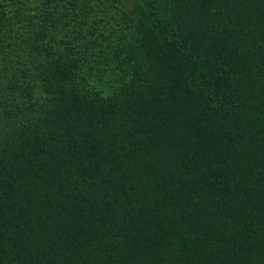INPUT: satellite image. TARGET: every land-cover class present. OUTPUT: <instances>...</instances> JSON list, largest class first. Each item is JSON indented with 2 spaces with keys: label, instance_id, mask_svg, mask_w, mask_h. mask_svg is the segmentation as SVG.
<instances>
[{
  "label": "trees",
  "instance_id": "trees-1",
  "mask_svg": "<svg viewBox=\"0 0 264 264\" xmlns=\"http://www.w3.org/2000/svg\"><path fill=\"white\" fill-rule=\"evenodd\" d=\"M50 2L0 5V264H264V0H132L123 45Z\"/></svg>",
  "mask_w": 264,
  "mask_h": 264
},
{
  "label": "rangeland",
  "instance_id": "rangeland-1",
  "mask_svg": "<svg viewBox=\"0 0 264 264\" xmlns=\"http://www.w3.org/2000/svg\"><path fill=\"white\" fill-rule=\"evenodd\" d=\"M57 0H51L50 5L53 6ZM44 6L42 0H0V5H8V7H21L23 11L28 12L25 8L26 4L28 6ZM81 5H83L79 10L85 9L89 17H100L102 21L99 24V29L105 34L109 29L113 31L112 39L118 40L120 32H124L123 44L128 41L134 42V38L130 32L134 31L133 21L128 22L132 17L133 11H131L132 0H82ZM80 5V6H81ZM113 14V18L110 16ZM130 34V35H129ZM104 43V42H101ZM99 47L97 50V57L101 58L100 64L109 58L113 57L114 47L109 48L108 46ZM114 46V45H113Z\"/></svg>",
  "mask_w": 264,
  "mask_h": 264
}]
</instances>
